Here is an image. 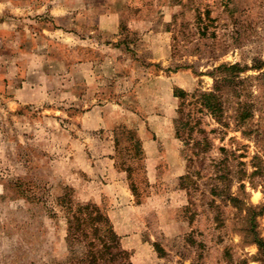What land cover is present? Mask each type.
<instances>
[{
    "label": "rangeland",
    "instance_id": "374dc122",
    "mask_svg": "<svg viewBox=\"0 0 264 264\" xmlns=\"http://www.w3.org/2000/svg\"><path fill=\"white\" fill-rule=\"evenodd\" d=\"M85 203L112 264H264V0H0V264H87Z\"/></svg>",
    "mask_w": 264,
    "mask_h": 264
},
{
    "label": "trees",
    "instance_id": "16d2710c",
    "mask_svg": "<svg viewBox=\"0 0 264 264\" xmlns=\"http://www.w3.org/2000/svg\"><path fill=\"white\" fill-rule=\"evenodd\" d=\"M205 96V93H203ZM206 99L201 102L206 106L212 113L219 111L217 100L212 93H206ZM100 224L106 225V240L103 243L104 251H98L95 246L94 240H103L99 236L101 230ZM86 226H91L94 231L95 239L88 241L89 249L85 253L84 260L87 264H112L114 261V255L116 252L126 254L127 252L121 250L118 247V234L114 227L108 222V218L100 211V209L91 203H85L78 206L75 213H72L68 218L69 237L71 242H81L82 236L88 238V234L85 233ZM109 254L110 257L105 258L104 255ZM103 261L102 263H100ZM123 264H130L128 261Z\"/></svg>",
    "mask_w": 264,
    "mask_h": 264
},
{
    "label": "crops",
    "instance_id": "0c3cea01",
    "mask_svg": "<svg viewBox=\"0 0 264 264\" xmlns=\"http://www.w3.org/2000/svg\"><path fill=\"white\" fill-rule=\"evenodd\" d=\"M118 15L119 13L116 11L103 15L100 26L102 25L103 28L114 30L118 26Z\"/></svg>",
    "mask_w": 264,
    "mask_h": 264
}]
</instances>
